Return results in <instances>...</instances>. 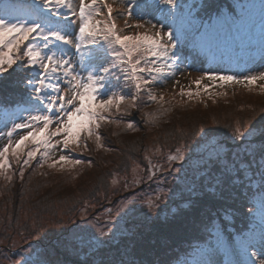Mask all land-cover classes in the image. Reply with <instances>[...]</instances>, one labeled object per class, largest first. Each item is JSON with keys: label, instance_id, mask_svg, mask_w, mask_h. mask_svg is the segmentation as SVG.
<instances>
[{"label": "rangeland", "instance_id": "374dc122", "mask_svg": "<svg viewBox=\"0 0 264 264\" xmlns=\"http://www.w3.org/2000/svg\"><path fill=\"white\" fill-rule=\"evenodd\" d=\"M110 1L114 11L120 7L118 0ZM33 3L36 7L39 0ZM177 9L168 13L174 14ZM105 11L106 9H102L103 14L99 19L106 18ZM175 16L176 20L182 22L179 16ZM69 18L72 19L71 16ZM125 21L135 25L146 20H138L134 15L132 18L124 15L115 17L122 35L149 30L135 27L129 29ZM68 55L71 56L72 52H68ZM22 63L18 62L0 74V79L4 78L6 82L9 72H25V69L21 70ZM202 66L205 65L201 64L199 67ZM31 73L33 76V72ZM206 73L207 71L188 68L176 73L174 77L168 76L148 85L158 99L163 97V101L149 100L145 90L140 93V98L145 100V103L139 104L140 108H136L138 99L135 106L128 103L123 105L119 113L112 114L113 122L102 123L98 129L102 147H98L94 137L87 138L85 133L79 144H70L68 150H64L62 144L57 145L56 149L49 152L47 159L38 153L28 165L23 164L27 159L26 153L35 147L30 141L26 142L28 147L23 149L20 163L11 156L10 149L11 168L5 169L0 175V219L7 221L10 227L15 219H18V224L12 229L6 224L0 225V264H159L164 257L163 253H159L160 246L168 241L161 235L160 223L180 211H190V207H196L200 196L207 192L219 197L226 196L230 191L235 193L233 197L237 201L242 199L241 196L247 194L246 189L253 184L252 176L257 172L256 166L264 169V141L258 138L264 130V81L250 86L235 83L241 89L231 93L230 89L236 87L231 82L205 79L197 85L195 81ZM16 78V83L19 84L22 77ZM61 87L67 88L68 85L63 83ZM113 90L128 94L135 91L131 85ZM189 92L192 93L191 96L188 95ZM24 101L18 99L13 103V116L3 119L0 117V125L4 124L0 129V147L8 142L6 134L13 123L25 121L29 111L35 114L32 107ZM20 102L24 103L23 107H20ZM153 104L163 106L162 110L178 113H173L175 120H172L173 123L165 131L177 130L185 133L182 136L197 135V138L184 140L174 146L156 147L155 143H164L165 138L168 139L162 128L144 130L142 135L133 134L138 128L147 129L149 122L154 123V111L145 107ZM2 114L5 116L6 111ZM18 114L20 117L14 120ZM192 116L201 118L202 122L200 119L198 122L194 121ZM168 117L170 115L166 116ZM158 123L162 122L159 120ZM220 123L236 126L222 131L217 127ZM129 124L133 127L129 128ZM237 128L245 132L243 139L237 136ZM252 129L256 130L255 134L249 136L248 132ZM209 130L212 131V136L205 137L203 133ZM27 131L17 130L19 135H24ZM105 133L114 137L119 135L120 139L111 138L106 144V141H102ZM138 134L143 141L137 146V149H141L137 158L134 156L131 160L129 155V168L116 172L120 167L117 166L120 161L117 156L122 150H119L122 147L133 148L138 142ZM19 135L13 133L12 139H18ZM58 139L62 138L57 137L53 141ZM85 144L87 147H84ZM177 149L180 150L179 153ZM40 152H44V149L41 148ZM61 155H67L69 161L79 159L83 163L61 161L51 167L50 165L59 161ZM172 155H179L181 158L170 161L169 157ZM43 169L51 173L44 175ZM22 170L24 175L21 179ZM14 178L19 180L15 182L19 192L25 190L24 185L34 194L27 193L22 197L15 195V191L11 193L12 186L7 184ZM100 179L107 183V189ZM241 181L244 184L242 187ZM232 185H235V192L231 191ZM93 189L97 192H91ZM3 220H0V224L4 223ZM77 225H80L79 229ZM155 237L157 238L154 240ZM214 238L213 236L214 248L207 247L206 251L198 248L190 260L185 262L176 259L169 263L197 264L201 258L216 261L226 256L229 259L228 254L230 258L234 255L235 259L225 261L224 264L235 260L239 264H246L234 249H225V246L220 247L218 243L216 245ZM218 249H223L227 254L222 251L220 253ZM170 256L174 258L172 253ZM250 264H261V261Z\"/></svg>", "mask_w": 264, "mask_h": 264}, {"label": "snow or ice", "instance_id": "6c2138e0", "mask_svg": "<svg viewBox=\"0 0 264 264\" xmlns=\"http://www.w3.org/2000/svg\"><path fill=\"white\" fill-rule=\"evenodd\" d=\"M120 3L127 5L135 3V0H120ZM163 3L172 9L178 7L177 0H163ZM61 9H67L75 22L65 16ZM102 9H106L103 20L99 19L103 14ZM113 12L108 0H78L75 6L74 0H39V5L25 18L11 17L7 8H0V13H3L0 14V74L21 61L22 71L27 69L33 72L32 77H25L28 91L24 102L35 111V114L29 111L25 121L13 123L7 132L8 142L0 147V175L11 168L10 149L11 156L20 163L21 153L28 147L26 142L30 141L35 147L26 153L27 159L23 164L28 165L38 153L47 159L49 152L57 145L62 144L63 149L68 150L70 144H79L85 133L87 138L94 137L98 147H102L98 129L102 123L113 122L112 114L119 113L123 105L128 103L135 106V101L145 90L149 100L163 101V97L158 99L148 85L176 75L174 70H166L170 68L169 61L172 68L176 66L179 59L177 44L181 37L174 36L171 30H165L163 24H153L151 21L135 25L125 21L129 29L149 30L122 35ZM121 15L132 18L133 10L125 7ZM68 52H72V55L69 56ZM205 79L250 86L264 81V71L243 78L206 73L195 83L199 85ZM65 82L68 87L62 88L61 84ZM128 85L135 90L131 94L113 90ZM128 127L133 125L129 124ZM22 129L28 131L19 135L17 130ZM255 131L252 129L248 135L253 136ZM13 133H17L19 138L13 140ZM212 134L211 130L203 133L205 137ZM236 134L241 139L245 137V132L239 128ZM260 135L264 138V130ZM54 137L62 139L53 141ZM41 148L44 149L42 153ZM180 158L179 155H172L169 160ZM61 161H69V157L61 155L59 161L50 166L55 167ZM69 162L83 163L79 159ZM23 175L22 170L21 179ZM76 227L79 229L80 225Z\"/></svg>", "mask_w": 264, "mask_h": 264}, {"label": "trees", "instance_id": "16d2710c", "mask_svg": "<svg viewBox=\"0 0 264 264\" xmlns=\"http://www.w3.org/2000/svg\"><path fill=\"white\" fill-rule=\"evenodd\" d=\"M34 1L36 0H0V8H7L11 13V17L25 18L30 15L35 7ZM110 2L108 0L109 4ZM74 4H78V0H74ZM118 4L120 7H117L118 9L113 12L114 18L122 16L123 9L128 7L133 10L136 19L151 21L153 24H163L165 30H171L174 36L179 35L181 37L177 44L179 59L176 66L172 68V62L169 61L170 68L166 71L174 70L176 73H180L188 68H194L202 72L207 71L208 74L236 75L241 78L264 71V0H177L178 9L174 14L168 13L175 9L165 5L163 0H135V3H128L127 5L120 3V0H118ZM137 5H140V7H137ZM45 11L47 10L45 9ZM60 11L68 18L71 16L67 9ZM175 15L179 16L183 23L176 20ZM62 18L60 17V19ZM116 20L118 19L116 18ZM73 21L75 22V18H73ZM201 64L205 66L199 67ZM16 76L22 77V79H19L20 85L16 83ZM26 76L32 77L31 71L25 69L22 74L16 71L9 72L6 76L8 81L4 82V78L0 79V117L2 119L15 114L13 103L18 99H26V91H28ZM259 83L260 81H257L255 84ZM240 89V85H236V87L230 89V92H237ZM140 103H145V100L139 98L136 102V108H140ZM19 105L23 107L24 103L20 102ZM145 107L154 111L152 115L154 123L149 122L147 129L138 128L133 134L141 133L144 130L162 128V132L167 134L168 139L165 138L166 142L164 143H155L156 147L174 146L181 144L184 140H195L197 138V135H191L192 133H190L191 136H182L185 134L184 132H177V130L165 131V128H169V125L173 123L172 120H175V116L172 115L177 111L171 113L162 110L163 106L154 104ZM5 111L4 116L2 113ZM168 115L170 117L166 118ZM18 117H20V114L13 119L16 120ZM163 117L166 119L164 120ZM192 118L194 121L200 119V122H202L201 118L196 116H192ZM159 120L162 123H158ZM3 126L4 124H1L0 129ZM235 126L229 123L225 125L220 123L217 127L223 131V129ZM141 135H137L138 142L134 144L133 148L122 147L119 150H122L121 154L117 156L120 157L117 164L120 167L116 172L126 171L129 168L130 160L127 158L130 155L132 160L141 150L140 148L137 149L140 141H143ZM118 137L119 135L114 137V135L105 133L102 141H106L107 144L111 138ZM258 138L264 141L261 136ZM171 150H174V147H171ZM104 160L107 161V159ZM42 171L40 172L44 175L51 173L44 171V169ZM256 171L255 176H252L254 177L253 184L249 185L245 192L247 194L242 195L243 198L239 201L233 197L235 193L230 191L226 196H219L221 198L214 197L213 194L207 192L200 196L196 207L193 209L192 206L190 207V211H180L172 218L160 223L161 235L165 236L168 241L164 246H160L159 253H163L164 257L161 258L162 262L159 264H171L169 262L176 259L186 262L190 260L193 254L197 253L198 248L202 251H206L205 248L207 247L214 248L213 236L216 245L218 243L220 247L225 246V249H234L236 255L242 257L246 264L254 261H264V175H262L264 169L262 170L259 166H256ZM17 181L19 180L14 178L11 181L12 183L7 184L12 186L11 193L15 191V195H21L22 197H25L27 193L34 194L29 187L24 185L25 190L22 193L19 192V189H16L18 186L15 184ZM100 181L101 184L105 183L107 189V183L103 179H100ZM242 185H244L243 181L240 182L241 187ZM234 186L232 185V192L236 191L233 189ZM91 192L95 193L97 191L93 189ZM78 201L81 202L82 200ZM0 220L2 221L3 218ZM3 222L0 224L1 226L9 225L7 221L3 220ZM17 224L18 219H15L12 221L11 227H8L11 229L16 228ZM218 251L227 254L223 249H218ZM253 252L256 253L255 256L252 255ZM170 253L173 254L174 258H171ZM227 257L229 259L225 256L216 261L210 258H201L197 264H224L225 261L235 259L234 255H231L230 258V255L227 254ZM227 263L239 264L237 260Z\"/></svg>", "mask_w": 264, "mask_h": 264}]
</instances>
